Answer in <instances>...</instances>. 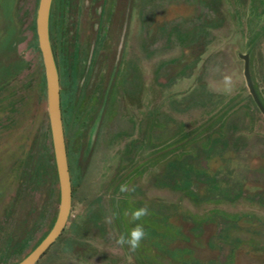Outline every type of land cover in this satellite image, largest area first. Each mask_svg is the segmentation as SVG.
<instances>
[{
	"label": "rangeland",
	"instance_id": "1",
	"mask_svg": "<svg viewBox=\"0 0 264 264\" xmlns=\"http://www.w3.org/2000/svg\"><path fill=\"white\" fill-rule=\"evenodd\" d=\"M39 2L0 0V264L60 206ZM51 20L73 202L36 264H264V113L244 58L264 103V0H54ZM136 223L140 247L116 245Z\"/></svg>",
	"mask_w": 264,
	"mask_h": 264
},
{
	"label": "water",
	"instance_id": "2",
	"mask_svg": "<svg viewBox=\"0 0 264 264\" xmlns=\"http://www.w3.org/2000/svg\"><path fill=\"white\" fill-rule=\"evenodd\" d=\"M53 0H40L37 15V33L43 56L46 78L49 119L53 147L60 185V206L55 223L44 239L17 264H36L54 242L60 237L68 224L73 202V184L66 145L65 128L62 114L60 74L50 35V20ZM245 58V76L249 89L259 109L264 113V103L258 94L249 67V56Z\"/></svg>",
	"mask_w": 264,
	"mask_h": 264
},
{
	"label": "clouds",
	"instance_id": "3",
	"mask_svg": "<svg viewBox=\"0 0 264 264\" xmlns=\"http://www.w3.org/2000/svg\"><path fill=\"white\" fill-rule=\"evenodd\" d=\"M225 81L230 83L231 78L225 77ZM119 190L123 193L128 192L130 189L127 184H122ZM131 191H135V186L131 188ZM125 214L128 215V213ZM149 214L148 206L144 205L131 211L130 220L131 222L142 221ZM147 235L144 225L142 223H136L134 227L129 229L127 234H120L115 239V243L120 247L127 245L130 251L135 252L140 247L141 242L147 238Z\"/></svg>",
	"mask_w": 264,
	"mask_h": 264
},
{
	"label": "trees",
	"instance_id": "4",
	"mask_svg": "<svg viewBox=\"0 0 264 264\" xmlns=\"http://www.w3.org/2000/svg\"><path fill=\"white\" fill-rule=\"evenodd\" d=\"M52 14H53V8H52V12H51V19H52ZM54 27H53V24H52V20H51V26H50V35H51V42H52V46H53V49L55 48V35H54ZM55 51V49H54ZM262 98V97H261ZM53 158V162L55 164V160H54V156L52 154L51 156ZM31 157L29 158V161H30ZM56 176H57V172H56ZM18 201H19V198H18ZM43 240V239H42ZM40 243V242H39Z\"/></svg>",
	"mask_w": 264,
	"mask_h": 264
},
{
	"label": "flooded vegetation",
	"instance_id": "5",
	"mask_svg": "<svg viewBox=\"0 0 264 264\" xmlns=\"http://www.w3.org/2000/svg\"><path fill=\"white\" fill-rule=\"evenodd\" d=\"M53 3H54V0H53ZM52 8H53V5H52ZM53 51H54V49H53ZM54 54H55V52H54ZM55 58H56V55H55ZM56 62H57V60H56ZM58 65V64H57ZM92 120H93V117H92ZM65 136H66V145H67V151H68V158H69V153H70V141H69V137L65 134ZM70 149V150H69Z\"/></svg>",
	"mask_w": 264,
	"mask_h": 264
}]
</instances>
